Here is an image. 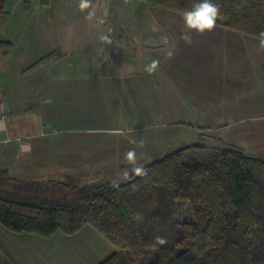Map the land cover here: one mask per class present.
I'll return each instance as SVG.
<instances>
[{"label": "crops", "instance_id": "crops-1", "mask_svg": "<svg viewBox=\"0 0 264 264\" xmlns=\"http://www.w3.org/2000/svg\"><path fill=\"white\" fill-rule=\"evenodd\" d=\"M145 2L6 0L0 170L87 186L132 174L130 150L143 167L168 145L264 156V40L217 23L189 45L183 13ZM115 251L91 225L42 237L0 223V264H100Z\"/></svg>", "mask_w": 264, "mask_h": 264}, {"label": "trees", "instance_id": "trees-1", "mask_svg": "<svg viewBox=\"0 0 264 264\" xmlns=\"http://www.w3.org/2000/svg\"><path fill=\"white\" fill-rule=\"evenodd\" d=\"M144 1L180 13L199 2ZM212 2L220 5L217 23L264 40V0ZM12 49L0 40L2 53ZM145 168L147 176L133 174L118 187L17 180L1 169L0 223L42 237L91 225L116 247L100 264H264V156L189 144ZM179 201L190 203L194 220L176 218Z\"/></svg>", "mask_w": 264, "mask_h": 264}, {"label": "clouds", "instance_id": "clouds-1", "mask_svg": "<svg viewBox=\"0 0 264 264\" xmlns=\"http://www.w3.org/2000/svg\"><path fill=\"white\" fill-rule=\"evenodd\" d=\"M89 6V0H80V7L87 8ZM220 15V5L215 4L212 0H199V2L192 5L191 10H187L183 13V21L186 32L182 36V39L186 44L191 45L193 43L191 32L194 30L198 33H204L211 31L217 24L218 17ZM102 40L107 43H111L108 37H101ZM158 61H152L150 64L144 66V71L151 74L156 71ZM125 159L132 165L131 172L136 176L144 177L147 176L148 170L137 164V157L134 150H130L126 153ZM129 172L126 170L123 173V178L127 179ZM113 187H118V182L113 181ZM158 244H165L167 241L161 237H156Z\"/></svg>", "mask_w": 264, "mask_h": 264}, {"label": "rangeland", "instance_id": "rangeland-1", "mask_svg": "<svg viewBox=\"0 0 264 264\" xmlns=\"http://www.w3.org/2000/svg\"><path fill=\"white\" fill-rule=\"evenodd\" d=\"M146 3V2H145ZM218 147H223V146H218ZM175 145H168V147L166 148L165 154L171 152L172 150H176ZM153 159H150V161H152ZM149 161V162H150ZM134 173L130 174L128 177L132 176ZM23 197V196H22ZM26 198L29 197L33 198V199H37L39 197H35L34 195H25ZM16 199H18V197H16ZM44 204H47V202H44ZM176 218L180 221H192L194 220V212L192 211L191 205L188 201H179L177 202L176 205Z\"/></svg>", "mask_w": 264, "mask_h": 264}]
</instances>
